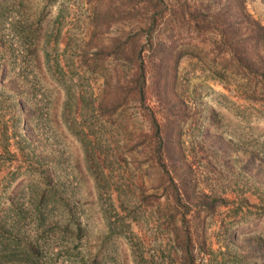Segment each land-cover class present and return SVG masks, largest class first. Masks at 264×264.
Wrapping results in <instances>:
<instances>
[{
	"label": "rangeland",
	"instance_id": "rangeland-1",
	"mask_svg": "<svg viewBox=\"0 0 264 264\" xmlns=\"http://www.w3.org/2000/svg\"><path fill=\"white\" fill-rule=\"evenodd\" d=\"M97 5L0 0V264H264V100L181 44L156 144L105 104L114 63L129 74L110 43L134 25Z\"/></svg>",
	"mask_w": 264,
	"mask_h": 264
},
{
	"label": "trees",
	"instance_id": "trees-1",
	"mask_svg": "<svg viewBox=\"0 0 264 264\" xmlns=\"http://www.w3.org/2000/svg\"><path fill=\"white\" fill-rule=\"evenodd\" d=\"M97 7L98 14L107 12L109 25L117 20L134 25L110 43V54L115 59V53L123 56L129 74L121 76L120 63H114L105 104L112 111L131 109L133 115H142L155 133L156 144L168 124L172 98L167 88L174 80L171 67L183 54L181 44H208L213 61L220 65L215 74L234 84L242 97L264 100V24L245 0H98ZM98 14L99 18L102 14ZM156 58L161 61L159 73L149 70ZM149 92L157 103L149 101ZM138 136L145 138L143 143L150 139L146 129H140ZM186 244L188 235L185 247H180L184 252H188Z\"/></svg>",
	"mask_w": 264,
	"mask_h": 264
}]
</instances>
